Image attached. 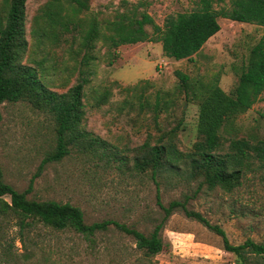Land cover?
Returning a JSON list of instances; mask_svg holds the SVG:
<instances>
[{
  "label": "rangeland",
  "instance_id": "374dc122",
  "mask_svg": "<svg viewBox=\"0 0 264 264\" xmlns=\"http://www.w3.org/2000/svg\"><path fill=\"white\" fill-rule=\"evenodd\" d=\"M136 1L91 0L90 8L99 18H112L123 4ZM44 2L25 3L29 42L32 15ZM200 3L201 0H149L146 11L162 26L168 15L195 10ZM212 5L219 11L229 8L230 0L214 1ZM217 19L219 30L189 58L167 57L161 43L153 40L120 45L115 54L99 46L95 72L86 87L84 126L120 149L105 150V156H82L72 150L58 161L43 162L55 146L51 117L26 101L2 102L0 165L4 181L18 191L29 188V198L78 206L86 223L111 219L145 233L161 220L160 204L167 205L187 194L188 207L221 226L231 243L239 244L247 238L264 241V163L255 161L238 186L224 191L204 185L198 188V181L182 173H137L112 155L115 151L130 156L132 147L177 123L181 150H187L196 140L198 105L179 88L175 71L193 81H209L218 75L221 88L231 93L249 49L264 36L262 25L221 15ZM146 29L151 33L149 25ZM56 52L58 56L63 53L61 48ZM37 53L40 56L43 50ZM63 58L72 64L79 60V56L72 60L68 52L63 53ZM65 61L57 60L59 64ZM75 73L73 70L69 76V85L75 81ZM61 80L54 81L55 89H63ZM104 90L108 91L107 101L95 103ZM233 127L231 133L239 137H264V91L236 117ZM13 230L9 232L13 234ZM43 233L32 234V242L37 244L31 247L35 264H133L139 254L133 237L113 224L106 231L96 232L91 240L68 228ZM162 235L168 244L155 255L154 264H236L234 255L223 249L219 235L180 210L164 220Z\"/></svg>",
  "mask_w": 264,
  "mask_h": 264
},
{
  "label": "trees",
  "instance_id": "16d2710c",
  "mask_svg": "<svg viewBox=\"0 0 264 264\" xmlns=\"http://www.w3.org/2000/svg\"><path fill=\"white\" fill-rule=\"evenodd\" d=\"M26 1L0 0V104L26 101L51 117L55 146L43 162L58 161L72 150L82 156L99 157L106 155L105 150H120L84 126L86 87L94 75L100 45L105 52L115 54L120 45L153 40L161 43L165 56L181 59L198 52L219 30L220 15L264 27V0H230V7L219 11L212 4L223 0H201L195 10L168 15L162 26L146 11L149 0L123 4L112 18H99L90 8L91 0H45L32 15L29 42ZM146 25L151 27V33ZM56 48H61V53L68 52L72 60L79 56L78 62L65 61L67 58H63V53L58 56ZM40 49L43 53L39 56ZM57 60L65 64L60 65ZM73 70L75 81L69 85ZM175 72L179 88L198 105L196 140L187 150H181L177 123L132 147L130 156L115 151L112 155L137 173H182L198 181V188L204 185L231 191L253 169L255 161L264 163V137L250 139L231 133L236 117L264 91V36L249 49L231 93L221 88L218 75L209 81H193L183 72ZM56 80H61L62 90L55 89ZM107 97L108 91L104 90L95 103H105ZM158 104L159 101L152 108L154 112ZM223 132L230 136L225 137ZM28 191L29 188L18 191L4 181L0 165V264H35L31 247L37 244L32 242L33 232L40 236L47 229L68 228L91 240L96 232L106 231L111 224L133 237L139 252L133 264H154L155 255L168 244L162 235L163 222L176 210L219 235L223 249L234 255L236 264H264V241L247 238L239 244L231 243L221 226L188 207L187 194L167 205L160 204L161 220L145 233L111 219L86 223L78 206L29 198Z\"/></svg>",
  "mask_w": 264,
  "mask_h": 264
}]
</instances>
